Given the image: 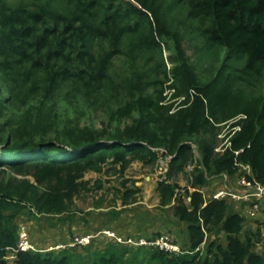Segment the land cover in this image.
Segmentation results:
<instances>
[{"label":"trees","instance_id":"1","mask_svg":"<svg viewBox=\"0 0 264 264\" xmlns=\"http://www.w3.org/2000/svg\"><path fill=\"white\" fill-rule=\"evenodd\" d=\"M135 1L152 18L131 3L118 9L114 1L105 5L101 0H0V85L7 93L0 96V264H7L17 246L21 216H56L59 222L63 214L70 217L74 196L87 189L82 181L86 172H101L109 163L122 169L133 161L153 164L160 158L169 159L166 177L157 183L160 205L172 206L174 216L186 224V249L170 236L182 253L110 240L102 250L68 244L59 251L18 252L14 263L264 264V253L255 252L249 235L242 236L247 218L242 210L249 203L235 210V201L213 199L215 192L206 199L201 191L224 176L235 181L245 174L242 166L250 168L248 178L264 185V0H181L203 39L241 58L239 72L262 86L261 93L232 95L233 81L205 82L181 63L171 69L170 79L164 74L153 96L143 95L138 79L127 81L128 102L113 111L101 131L79 129L68 118L58 123L54 91L64 84L74 85L75 91H99L110 80L107 65L120 52L119 38L134 33L130 29L143 33L131 42V50L160 51L169 42L179 47V34L163 24L160 4L155 6L160 0ZM101 12L112 13L94 23ZM120 14L136 16L134 25L117 29ZM101 39L113 51L93 52L92 43ZM123 118L132 124L115 126L114 120ZM222 123H229L230 130L223 151L216 152ZM49 133L54 137L47 139ZM192 164L188 188L169 180ZM221 235L223 245L208 241ZM78 247L85 255L76 253Z\"/></svg>","mask_w":264,"mask_h":264},{"label":"rangeland","instance_id":"2","mask_svg":"<svg viewBox=\"0 0 264 264\" xmlns=\"http://www.w3.org/2000/svg\"><path fill=\"white\" fill-rule=\"evenodd\" d=\"M9 2L17 0H8ZM105 5L109 1L115 2V8H129L131 3L138 9L144 10L148 15L151 13L142 8L135 0H101ZM160 4L163 24L174 33L179 34V44L167 43L161 45V50L140 49L131 50V42L137 43L141 40L142 30L121 35L119 38V51L108 62V74L110 80H104V85L99 91L76 89L74 85H63L60 90L54 91L52 100L55 101L53 108L58 115L60 126L65 124L66 119L74 121V126L79 129L84 127L102 130L108 126L114 110L125 105L130 97L127 81L138 79L143 95H154L160 87L159 82L164 81V74H168L177 64H186L192 72L205 82L216 80L221 84L232 82L229 88L232 95L242 92L252 95L262 92V86L255 82L250 75L241 74L239 70L243 66V60L236 58L214 44L203 39L200 31H197L196 21L188 16V5L181 0H170L165 4L162 0L155 1ZM110 13L101 12L95 18L98 23L104 15ZM125 14V13H124ZM120 14L117 29L125 31L134 25L132 15ZM118 30V31H120ZM108 40H98L92 43V51L103 55L113 51ZM105 56V55H104ZM165 83L163 88L166 89ZM69 91L65 97L63 92ZM137 93V91H135ZM169 94L165 90L164 95ZM152 95V96H153ZM0 96L6 97L7 93L0 85ZM50 105V104H49ZM48 105V106H49ZM1 122V120H0ZM131 119H118L115 126L121 129L132 124ZM76 124V125H75ZM114 126V127H115ZM112 130L111 127L108 128ZM229 123H222L217 127L215 149L223 148L227 141ZM49 133L46 138H53ZM195 147V146H194ZM168 158H160L153 164H143L133 161L122 169L121 164H106L101 172L88 171L84 174L82 181L87 182L86 188H81L73 198L71 207L72 214L67 217L61 215L63 222H59L56 216L37 218L21 216L19 225L26 227L30 241L35 249L40 251H59L72 242L74 236H93L99 232L109 229L122 238L126 237H154L159 235L171 236L179 245L186 249V224L181 223L176 216L172 206H161L157 192V183L166 177ZM194 164L186 166L183 172L174 174L169 178L175 181L181 188L189 187L191 172ZM244 172V171H242ZM224 184L223 179L210 181L208 186L201 189L204 197L209 199L214 192ZM233 185L234 181L227 183ZM236 190L240 188L235 186ZM183 195V194H182ZM184 196V195H183ZM185 197V196H184ZM183 197V198H184ZM189 198H184L185 202ZM232 201L230 198H223ZM190 200V199H189ZM235 210L239 204H234ZM247 215V214H246ZM244 223V238L249 235L254 243L255 252L264 253V202L260 204L259 211L255 217L246 216ZM98 236L90 241L88 246L91 250H102L110 240ZM217 240L219 244H225V238L211 236L208 241ZM91 244V245H90ZM87 246V245H86ZM76 253L85 255L84 249L78 247ZM7 261L14 259L6 258Z\"/></svg>","mask_w":264,"mask_h":264},{"label":"built area","instance_id":"3","mask_svg":"<svg viewBox=\"0 0 264 264\" xmlns=\"http://www.w3.org/2000/svg\"><path fill=\"white\" fill-rule=\"evenodd\" d=\"M239 130V128L234 129ZM216 152H222L223 149H215ZM242 170L245 174H239L236 179V186H238L239 190H231V189H221L215 192L212 196L213 199H223L230 198L232 201H235L237 204L249 203V205L244 206L243 215L255 217L259 211V203L264 200V185L256 182L254 179L248 178L251 176L250 168L247 166H242ZM227 180L228 178L224 176ZM226 181V180H225ZM247 214V215H246ZM98 236H103L105 239L113 240L118 244L126 245L132 248H146V249H158L160 251L167 252L169 254H180L182 253L179 245L172 242V239L168 235H161L155 238H146V237H126L122 238L119 235L115 234L113 231L109 229L101 231L98 235L93 236H74L72 242L68 245L69 247H73L76 245L85 246L90 243V241ZM102 237V238H103ZM35 251L40 252V250L35 249L33 243L29 239V235L27 233L26 227L23 225H19L18 228V242L15 249H11V253H9L10 259H15V254L18 252H28Z\"/></svg>","mask_w":264,"mask_h":264},{"label":"crops","instance_id":"4","mask_svg":"<svg viewBox=\"0 0 264 264\" xmlns=\"http://www.w3.org/2000/svg\"><path fill=\"white\" fill-rule=\"evenodd\" d=\"M223 182H224V184H222V186H220V188L217 191H219L221 189H226V188L236 191V187H235L236 186V180L234 181V186L233 185H229L228 186L227 183L228 182H233V181H231L229 179L227 180L225 177L223 179ZM189 199H188V201H189ZM7 264H15V263H14V261H7Z\"/></svg>","mask_w":264,"mask_h":264},{"label":"water","instance_id":"5","mask_svg":"<svg viewBox=\"0 0 264 264\" xmlns=\"http://www.w3.org/2000/svg\"><path fill=\"white\" fill-rule=\"evenodd\" d=\"M193 149H194L195 156L200 160L201 159V155L198 152L197 148L196 147H193Z\"/></svg>","mask_w":264,"mask_h":264}]
</instances>
